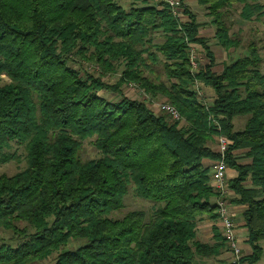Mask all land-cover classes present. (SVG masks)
Segmentation results:
<instances>
[{
    "label": "trees",
    "instance_id": "obj_1",
    "mask_svg": "<svg viewBox=\"0 0 264 264\" xmlns=\"http://www.w3.org/2000/svg\"><path fill=\"white\" fill-rule=\"evenodd\" d=\"M124 9L116 0H0V163L11 158L12 142L26 149L27 167L0 175V226L24 239L0 248V264H29L59 252L55 264H194L196 255H216L214 246L195 239L197 219H217L211 169L217 137L228 140L226 161L238 171L229 180L244 213L256 264L264 257V72L254 42L247 53L213 71L216 58L200 24L179 28L168 5ZM215 26V37L227 51L242 38L231 33L232 9L240 5L243 20L264 15L256 0H198ZM166 81L144 74L148 58L157 60L153 35ZM202 46L209 62L191 71L190 44ZM145 53L147 57L144 58ZM93 63L99 76H82L72 63ZM124 69L115 86L107 73ZM134 82L154 98L163 96L181 113L175 121L154 112L146 100L123 95L121 86ZM201 83L213 89L207 103L197 92ZM102 89L115 90L118 101L105 99ZM247 117L241 129L235 118ZM94 138L101 152L83 159V141ZM245 149L249 164L234 152ZM250 179L247 187L244 181ZM129 184L139 197L154 203L144 210L112 218L124 207ZM26 223L20 228L18 223ZM32 227V231L30 233ZM71 239L84 243L65 249Z\"/></svg>",
    "mask_w": 264,
    "mask_h": 264
},
{
    "label": "rangeland",
    "instance_id": "obj_2",
    "mask_svg": "<svg viewBox=\"0 0 264 264\" xmlns=\"http://www.w3.org/2000/svg\"><path fill=\"white\" fill-rule=\"evenodd\" d=\"M124 9L129 10V8L133 6H141L143 5L142 0H116ZM258 3L264 5V0H256ZM152 3V2H151ZM153 4V3H152ZM204 10V8H203ZM241 6L237 5L235 6L230 15V19L228 21L231 23V33H238L242 38V46L238 49H231L229 51L225 50L224 48L221 49L218 53V62L219 64L227 63L231 60H234L241 55H244L247 53V45L249 42H254L258 45L260 53L263 58L262 63V70L264 72V15L261 17H253L251 20H243L240 16ZM205 14H202L201 18L207 15V11L204 10ZM208 16V15H207ZM209 17V16H208ZM209 19H211L209 17ZM215 26H213V29ZM165 39V35L162 31H156L153 35V48L152 50L155 51L157 54V60H152L147 57V53H145L144 58L147 57L145 60L147 62L148 68L146 67L144 74L146 76L150 77L154 81H166V74L164 72L163 68V59L164 57L157 52L156 47L159 44H161ZM200 59L202 64L207 62V59L205 55L201 52ZM72 65L78 69L82 76H86V74H92L94 76H99L101 73V70L98 69V67H95L93 63H89L87 61H81L80 58L76 59V62L72 63ZM124 69V65H120V68L115 73H107L105 76H103V81H105L107 84L111 86H115L119 82V78L122 74V71ZM10 82L9 78L6 75H3L0 77V83L5 84ZM132 84V86H131ZM125 83L121 86V93L125 96H128L132 99H138V100H146L148 105L151 106L152 104H159L161 102L167 101V99L163 96H158L157 98L152 97L151 95L147 94L142 88H140L137 84L134 82ZM199 95L200 97L203 96V99L207 103H212L215 94L212 88L204 86L203 84L199 83ZM99 94L104 96L105 99H109L111 101H118L121 99V95L119 92H116L115 90H107L102 89L99 91ZM168 102V101H167ZM247 117H236L235 123L237 122L236 129H241L240 127L245 124ZM94 138L86 139L83 141L82 148L80 149V156H82L83 159H94L101 156V152L96 148L95 144H93ZM11 158H9L5 162L0 163V175L6 174V175H14L15 173H18L25 169L27 167V160H26V149L23 144H20L18 142H12L11 147L6 152ZM243 156V155H241ZM228 178V177H227ZM229 186V180L227 182ZM218 194V196L215 199V203L217 202V199L219 197H224L225 199L230 202L231 199V189L228 187V195L225 193L220 192L216 188H214ZM154 203L151 202V200L143 199L139 197V195L136 192V187L134 184H129L127 193L124 197V207L120 210L114 211L111 215L112 218H121L123 217L127 212L133 211V210H144L148 215L152 213ZM216 207V205H215ZM217 208V207H216ZM215 208V214L218 216V213L216 212ZM26 223L19 222L18 225L20 228L26 227ZM32 231V227L30 230V233ZM24 239L19 238L17 235H15L11 230L5 229L4 227L0 226V248L2 246H18L21 242H23ZM84 243V240L82 239H71L68 245L65 249L74 250L80 245ZM60 252V251H59ZM59 252H55L53 255L42 259V260H36L29 264H55L56 258Z\"/></svg>",
    "mask_w": 264,
    "mask_h": 264
},
{
    "label": "crops",
    "instance_id": "obj_3",
    "mask_svg": "<svg viewBox=\"0 0 264 264\" xmlns=\"http://www.w3.org/2000/svg\"><path fill=\"white\" fill-rule=\"evenodd\" d=\"M179 1L183 6V13H182L183 20L185 22L190 21L189 16L184 11V8H187L192 14L195 15L197 22L200 24V28L198 31L199 36L208 39V44L210 45L211 50L215 54V58H216L215 65L213 66V71L217 73L222 72L225 63L219 64L218 53L221 49H223V47L218 43L217 38L215 37L216 29H213L214 25L211 23V19H209L207 15L201 18L202 14H205L204 13L205 9L203 10V7L199 4L198 0H179ZM151 2L154 3V1H150V4H152ZM191 47L195 51L200 65L208 64L209 60L205 55L202 46L198 43H191ZM201 52L205 55L207 59V62L203 64L200 59ZM150 108L156 113L159 112L158 104H152ZM236 126H237V122H236ZM213 148L217 151L218 150L217 144H215ZM245 151H246L245 149H240L234 152L236 160L239 164H249L251 162V159L246 155ZM203 162L211 169L214 160L204 159ZM238 174H239L238 171L234 168H231V166L227 170L228 180L236 178ZM210 183L212 185V181ZM243 184L247 187H250L252 185V182L250 179H247L246 181L243 182ZM234 197H235V193L232 190L231 199ZM229 205L231 211L233 212V217L237 228V232L235 234L238 237L240 246L242 247L245 257L248 258V256L252 254L253 250L251 244L249 243V230L247 228L246 221L244 218V213L247 210V207L242 204L233 203V202H229ZM196 222L197 225H196L195 239L200 243L207 244L209 246H214L216 244H219L221 241L217 240L216 238L217 232L221 234L222 238L224 239L222 225L218 220V218L212 219L207 215H203L199 217ZM193 263L194 264H231V256L225 243L224 245H222V247H220V251L218 254L216 255L213 254L208 256L196 255L195 261ZM256 264H264V257L261 258Z\"/></svg>",
    "mask_w": 264,
    "mask_h": 264
},
{
    "label": "built area",
    "instance_id": "obj_4",
    "mask_svg": "<svg viewBox=\"0 0 264 264\" xmlns=\"http://www.w3.org/2000/svg\"><path fill=\"white\" fill-rule=\"evenodd\" d=\"M157 6L168 5L173 14L174 18L177 20L179 24V28H181L182 24L185 22L183 20V6L179 0H153ZM190 46V62H191V71L196 73L200 68V63L198 61V57ZM132 82H130L131 84ZM199 83H197L198 85ZM132 86V84H131ZM198 93H200L199 89H196ZM159 111L164 112L170 116L172 120L180 121L182 120V115L179 110L171 103L165 101L158 104ZM228 140L224 136L217 137V146L218 151L220 152V157L212 163L211 166V181L212 186L219 190L222 193L228 195V178H227V170L229 168L226 161V151L228 148ZM230 189V188H229ZM216 212L218 213V220L222 225L223 237L230 252L231 256V264H248L246 260H244L245 255L240 246L237 232L235 220L233 217V212L231 211L229 202L224 197H219L216 202Z\"/></svg>",
    "mask_w": 264,
    "mask_h": 264
}]
</instances>
